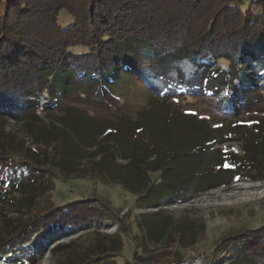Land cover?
I'll use <instances>...</instances> for the list:
<instances>
[{
    "label": "trees",
    "instance_id": "trees-1",
    "mask_svg": "<svg viewBox=\"0 0 264 264\" xmlns=\"http://www.w3.org/2000/svg\"><path fill=\"white\" fill-rule=\"evenodd\" d=\"M239 1L5 0L0 13V121L39 120L45 109H55L62 118L57 125H43L45 132L30 131L32 147H21L20 156L12 155L14 150L0 138V189L14 195L20 188H31L23 183L28 181L40 189L21 202L31 215L26 222L12 231L0 228V264L35 260L40 246L37 237L48 239L53 233L86 227L91 220L111 218L108 206L96 205L95 199L54 205L50 196L55 172H81L84 177L118 182L136 195L140 208H156L143 218L158 215L171 201L217 186L220 183H207L224 173L237 176L243 169L248 179L264 182V117L237 124L227 138L194 140L166 154L147 145L130 155L121 148V133L128 125H120V119L107 124L114 130L108 134L116 139L111 148L98 149L87 163H80L71 157L78 134L72 128L78 118L66 113L62 104L67 98L108 93L109 83H115L126 65L134 63L129 41L144 44L151 66L161 72V64L169 68L181 60L191 61L196 76L193 86L232 110L249 109L252 100L264 101V0H251L245 9ZM61 10L72 17L64 27L56 20ZM71 76L82 80L72 81ZM182 119L189 131L203 130L206 124L192 115ZM224 142L240 143L239 151L221 148ZM223 157L226 164L212 165ZM186 166L190 169L184 170ZM151 171L158 172L157 182L151 180ZM154 222L147 225L144 238L148 241L163 232L165 224ZM169 228L180 242L175 247L180 254L183 228L179 223ZM217 246L227 253L225 264H264V225L226 234ZM89 254L82 264H119L108 259L106 251L90 248ZM169 259L168 253L151 254L141 264Z\"/></svg>",
    "mask_w": 264,
    "mask_h": 264
},
{
    "label": "rangeland",
    "instance_id": "rangeland-1",
    "mask_svg": "<svg viewBox=\"0 0 264 264\" xmlns=\"http://www.w3.org/2000/svg\"><path fill=\"white\" fill-rule=\"evenodd\" d=\"M250 1L240 0L237 4L240 3L245 9ZM4 2L0 0V13ZM56 20L64 27L72 22V17L61 10ZM127 49L131 51L134 63L126 65L127 70L120 72L115 83H109L108 93L95 94L97 98L94 95L67 98L62 102L64 111L78 118V124L72 128L78 134L75 135L71 157L80 163H87L92 152L98 149L111 148L116 139L108 134L113 129L107 124L116 123L120 119H123L120 125L128 126L127 131L121 133L122 147L119 143L117 146L123 148L125 155H130L141 152L147 145L157 146L166 154L170 150L187 147L194 140L206 142L227 138L237 124L264 117L263 100H252L249 109L238 106V111H235L216 96L202 93L193 86L196 76L193 75L194 64L191 61L181 60L169 68L161 64L164 70L161 72L151 66L150 53L144 44L129 41ZM218 63L222 66L227 64L223 60ZM70 79L77 81L82 80V77L71 76ZM182 115L204 120L205 127L203 130L189 131ZM39 116V120L11 118L6 123L0 121V138L14 150L12 155L20 156L21 147H32L30 131L45 132L43 125H57L62 118L55 109H45ZM92 125L95 128H90ZM220 147L238 152L240 143L224 142ZM220 161L212 165L223 166L228 160L223 157ZM184 168L190 169L188 166ZM246 173L247 170L243 169L238 171L237 176L224 173L222 178L207 183H220L217 186L197 195L186 196L181 201H171L162 207L158 215L143 218L144 213L154 211L155 208H140L136 195L118 182L84 177L81 172L69 175L55 172V186L50 196L54 205L95 199L96 205L104 202L108 206L106 208L111 218L91 220L86 227L64 234L53 233L48 239L37 237L36 242L40 244L37 257L26 264H82L90 256V248L106 251L108 259H114L119 264H141L151 254L161 253H168L171 259L169 262L157 260L158 264H225L227 253L221 252L217 246L220 238L244 228L264 225V182L252 181ZM149 176L152 181H158V172L151 171ZM23 183L32 185V189L26 186L14 195L0 189V228L4 231L16 229L31 216L21 208V204L27 197L40 192V189L36 182ZM41 203L46 201L42 200ZM154 220L162 221L165 225L161 235L148 241L144 235L147 233V225ZM175 223L181 225L184 233L180 254L175 249L180 242L169 232L171 228L168 229L169 224ZM119 228L120 236H116ZM58 244L62 246L54 249Z\"/></svg>",
    "mask_w": 264,
    "mask_h": 264
},
{
    "label": "built area",
    "instance_id": "built-area-1",
    "mask_svg": "<svg viewBox=\"0 0 264 264\" xmlns=\"http://www.w3.org/2000/svg\"><path fill=\"white\" fill-rule=\"evenodd\" d=\"M165 206V205H164ZM163 207V206H162ZM156 209V208H155Z\"/></svg>",
    "mask_w": 264,
    "mask_h": 264
}]
</instances>
